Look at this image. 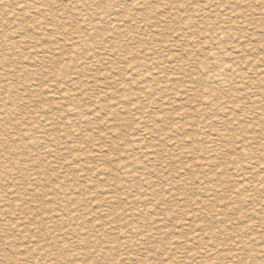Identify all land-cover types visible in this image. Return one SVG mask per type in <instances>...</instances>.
<instances>
[{"label":"rangeland","instance_id":"374dc122","mask_svg":"<svg viewBox=\"0 0 264 264\" xmlns=\"http://www.w3.org/2000/svg\"><path fill=\"white\" fill-rule=\"evenodd\" d=\"M86 2L88 0L78 4L81 15L75 11L76 14H71L66 5L53 8L55 18L80 23L86 15L95 17L103 9L92 4L84 16L83 4ZM110 6L118 12L119 26L116 23L75 26L86 32L84 35L92 34L94 39L91 38L90 42L95 39L100 43L105 41V44L101 43L105 47L103 55L98 59L84 56L81 51L70 53L67 50L66 53V48H63L66 43H62L64 46L60 48L53 38L44 36L33 29V24L26 22L19 30L17 27L13 30L15 43L11 48L8 44L0 47V264H264V188L256 192L251 204L238 199L231 202L228 197L234 190L221 182L215 189L216 183L209 179L213 173L209 174L207 169L201 170L198 166L201 153L207 152L212 144L219 148L218 158L222 162L230 157L239 161L238 154L234 153L239 145L235 144V137L242 133L248 135L245 137L248 150L264 148V133H259V128L264 126L256 109L242 108L243 112L238 113L239 120H231L236 111L232 112L233 115L222 113L206 100L208 95L204 97L208 94L206 85L212 89L220 88V78L236 79L240 76L236 70L228 75L222 74L217 66L227 52H233L231 57L242 56L238 51V46L242 44L239 41H244L247 35V44L243 42L242 45L246 47V52L250 51L247 52L248 57L264 59V0H119ZM115 14L113 12L111 16ZM255 22H260V26L254 25ZM111 25H116L117 30H112ZM120 34L132 39L123 44ZM111 41L115 42L112 44ZM123 49L126 53H122ZM122 56L125 61L130 58L127 61L130 66H136L131 68L132 71L124 72L127 62L121 63L119 58ZM57 62H60L59 65ZM260 67L264 69V61L255 64V67L249 65L242 68V71L252 74L253 69ZM214 74L218 76L213 78ZM103 78L108 82L101 81ZM33 85L35 88L41 86L40 92L39 88L38 92H32ZM258 87L264 90V86ZM251 92L257 94L255 87ZM123 93L126 99L124 95L120 98ZM115 96L120 102L115 101ZM228 100L236 101L235 98H228L226 102ZM262 103L256 106L260 107ZM59 106L66 107L63 110ZM74 106L78 108V114L73 116L67 110ZM262 113L264 115V111ZM54 121L56 124L52 123ZM141 125L144 129H140ZM138 144L145 145L152 155H158L146 157L144 149ZM129 159L133 163L138 159L136 165L131 164ZM190 161L197 164L198 168L194 169L198 171L195 169V173L181 169V166L188 167ZM80 167L85 170L84 174L77 170ZM229 171L226 169V181L233 175ZM131 173L142 174L147 183L139 184L137 179L131 181L134 176ZM125 175L127 182L123 180ZM82 179L85 182L81 183ZM132 182L133 185L130 184ZM147 188L153 189L152 192ZM153 192H158L159 196H154ZM157 196L161 201L153 200ZM196 199H203L202 202L211 206L212 210L209 208L210 211L206 212L194 207L193 200ZM236 206L241 211L232 215L229 209ZM252 209L260 214H252ZM216 210L218 213L223 211L228 221L223 223L222 215L218 216ZM200 214H203L202 217ZM195 225H203L204 231L198 237ZM249 227L253 229L247 230ZM223 228L235 235L220 236ZM241 228H244L242 233L238 232ZM209 237H213V241ZM207 243L212 245L210 249H214L208 256L196 254L195 261L189 258Z\"/></svg>","mask_w":264,"mask_h":264},{"label":"bare ground","instance_id":"6f19581e","mask_svg":"<svg viewBox=\"0 0 264 264\" xmlns=\"http://www.w3.org/2000/svg\"><path fill=\"white\" fill-rule=\"evenodd\" d=\"M48 1H51L50 2V4H47L46 2H48ZM119 0H113V1H111V0H88V2H86L85 4H83V9H84V12H83V14L82 15H84L85 16V12L87 11V9L89 8V6L91 5L92 6V4L94 5V4H96V5H98V6H100V8H101V6L103 7V9L101 8V10L99 11V12H97L96 14H95V17H92V15H91V17H89V16H87L86 15V17H83V19L80 21V23H78V21H70V22H68V21H61V20H58V19H56L55 18V15H54V13H53V10L57 7H61V5H66L68 8H69V10H70V12H71V14H76V13H74V11L75 12H77V15H81V14H79V12H81L82 10H80L79 9V6H78V4L79 3H81V2H83V0H0V47H3L4 48V46H6L5 44H8L10 47L9 48H11L13 45H14V43H15V39H14V34H15V32L13 31L16 27H17V30H19L20 28H22V26H23V22H26V23H28V24H33V29H37V31L38 32H42V34H44V36H46V37H50V38H53V42L56 44V45H58V46H61L60 48H62L63 46H62V43H66L67 44V46L66 47H63V48H66V49H64L65 50V52L66 53H68L67 52V50H69V52L70 53H72V51H75L76 53H78V52H80L81 51V53H83L84 54V56H86V55H88V57L89 58H97L98 56L100 57V56H102L103 55V51H104V48L105 47H103V45L101 44V43H104L105 44V41L104 42H101L100 43V40H98L99 42H96L97 41V39H95L94 41H92V42H90L91 40V38H93V37H91V35L92 34H90V33H88L89 35H84L86 32H84V31H80L81 30V28H75V26H77V25H79L80 24V26L79 27H91L92 26V24L91 23H94V25H102V23L103 24H105L106 25V23H109V24H114V23H118V20H117V13L118 12H116V11H113L114 9L110 6V4L112 3V4H114L115 5V3H117ZM66 2V3H65ZM109 2V3H108ZM125 2H126V0H125ZM72 4H74V5H72ZM77 4V5H76ZM82 4V3H81ZM51 5V6H50ZM55 7H54V6ZM81 7H82V5H80ZM88 6V7H87ZM97 6V7H98ZM117 6V5H116ZM115 6V7H116ZM114 7V8H115ZM54 8V9H53ZM181 8V7H180ZM90 11V10H89ZM115 12L116 14L114 15V16H111L112 14H113V12ZM117 17V18H116ZM127 16H124V18H126ZM129 17V16H128ZM127 17V18H128ZM110 18V19H109ZM238 18V17H237ZM240 18V17H239ZM119 19V18H118ZM121 19V18H120ZM110 20H111V22H110ZM124 20V19H123ZM122 21V20H121ZM119 22H120V20H119ZM241 22V21H240ZM239 22V23H240ZM245 22V21H244ZM127 23V22H126ZM121 24V23H120ZM260 24V22H255L254 23V25H256V26H260L259 25ZM7 25V26H6ZM27 25V24H26ZM108 25V24H107ZM118 25V24H117ZM124 25V24H123ZM109 26V25H108ZM119 26V25H118ZM255 26V27H256ZM97 27V26H96ZM111 27V29L112 30H117V27H116V25H115V27H112V25L110 26ZM146 27V26H145ZM120 29V28H119ZM228 29L230 30L231 29V27H228ZM254 29H256V28H254ZM235 30V29H234ZM237 30V29H236ZM23 31V30H22ZM24 32V31H23ZM23 32H21V33H23ZM81 32H83V33H81ZM90 32V31H89ZM130 32V31H129ZM231 32H232V30H231ZM18 34V33H17ZM16 34V35H17ZM83 34V35H82ZM229 34H230V32H229ZM19 35L21 36V34L19 33ZM108 35V34H107ZM258 35V34H257ZM120 36V40H121V37H123V36H121V34L119 35ZM17 37V36H16ZM110 37V39H111V36H109ZM240 37H242L243 38V36H240ZM20 38V37H19ZM105 38V37H104ZM246 39H244V41H242V40H240L239 42H241L242 44H243V42H247V39H248V35H247V37H245ZM16 39H18V37L16 38ZM94 39V38H93ZM103 39V38H102ZM107 39V38H106ZM132 39V38H131ZM129 37H127V36H125V37H123V39H122V43L124 44H127V42L129 43V40H131ZM108 40V39H107ZM106 40V41H107ZM116 41V40H115ZM115 41H113V42H115ZM112 42V41H111ZM113 42H112V44H113ZM118 42V41H117ZM36 43V42H35ZM121 43V42H120ZM244 43V44H245ZM221 45L222 43H218V45ZM241 44V46H238L240 49L238 50L239 51V53L242 55L240 58L239 57H231V55H234L233 54V52H232V54H230L231 53V51H230V53L229 52H227V54L226 55H223L222 56V60H221V63L220 64H218V66H217V69H221L220 70V73H222V74H229V73H232L234 70H236V71H238L239 73H240V76L238 77V78H236V79H234L232 76V78L233 79H224V78H218L219 80H220V84H221V86H220V88H214V89H212V87H209L208 85H206L205 86V88H206V92L208 93V94H206L205 95V93H204V97L206 98V96L208 95V97H207V101H209V103L212 105V106H217L218 107V109L220 110V111H222V113L223 112H226V113H230V115H233L232 114V112L234 113V111H236L237 113H236V115H233V118H231V120H239V118H238V113H242L243 112V110H242V108H245V107H252L253 109V111H254V109H256V113L257 114H259V115H261V123H262V125L264 126V115H263V111H264V92H262V91H264V90H262L261 88V90L259 89V87L258 86H264V69L262 68V67H260V68H255V69H253V71L252 70H250V71H252V74H248V73H245L244 71H242L243 69L242 68H245V67H247V66H251V65H253L254 67H255V64H257V63H262L263 61H264V59L262 58V57H258V58H256V59H252V58H250V57H248V54H247V52H250V51H248L247 50V52H246V47L245 46H243ZM247 44V43H246ZM245 44V45H246ZM52 45V44H51ZM119 45V44H118ZM215 45H216V43H215ZM217 45V46H218ZM105 46V45H104ZM109 46V45H108ZM114 46H116V45H114ZM221 46H223V45H221ZM53 47V46H52ZM113 47V46H112ZM121 47V46H120ZM234 47V46H233ZM237 47V48H238ZM57 48V47H56ZM56 48H54L55 50H56ZM237 48H236V50H237ZM7 49V48H6ZM27 49V48H26ZM59 49V48H58ZM108 49V48H107ZM109 49H111V48H109ZM114 49V48H113ZM125 49V48H124ZM124 49H123V51H122V53L123 52H125L124 51ZM127 49V48H126ZM9 50H11V49H9ZM42 49H40V51H41ZM83 50H85V51H83ZM106 50V49H105ZM222 50H223V48H222ZM236 50H234L233 49V51H236ZM7 51V50H6ZM43 51V50H42ZM47 51H49V50H47ZM52 51V50H51ZM57 51V50H56ZM59 51V50H58ZM60 51H62V50H60ZM87 51V52H86ZM112 51V50H111ZM220 51H221V49H220ZM2 52H3V50H2ZM27 52V51H26ZM44 52V51H43ZM43 52H40V53H43ZM65 52H64V54H65ZM113 52H114V50H113ZM117 52V51H116ZM115 52V53H116ZM219 52V51H218ZM48 53V52H47ZM58 53V52H57ZM61 53V52H60ZM63 53V52H62ZM76 53H74L75 55H76ZM80 53V54H81ZM108 53V52H107ZM119 52H117V54H118ZM126 53V52H125ZM125 53L123 54V55H125ZM128 53V52H127ZM229 53V54H228ZM236 53V52H235ZM238 53V52H237ZM50 54H52L51 52H50ZM49 54V55H50ZM63 54V55H64ZM89 54H91V55H89ZM120 54V53H119ZM205 54V53H204ZM40 55V54H39ZM44 55H45V53H44ZM43 55V56H44ZM62 55V56H63ZM73 55V54H72ZM104 55H105V53H104ZM122 55V54H121ZM8 56V55H7ZM43 56H41L42 58H43ZM66 56V55H65ZM70 56H71V54L69 55V58H70ZM74 56V55H73ZM126 56V55H125ZM235 56H236V54H235ZM47 57V56H46ZM49 57V56H48ZM58 57V56H57ZM77 57V56H76ZM105 57H106V55H105ZM119 56H117V58H118ZM128 57V56H127ZM127 57H125L126 58V60H127ZM189 57V56H188ZM2 58V55H0V59ZM52 58H54V56L52 57ZM64 58V57H63ZM62 58V59H63ZM69 58H68V60H69ZM75 58V57H74ZM80 58V57H79ZM107 58V57H106ZM105 58V59H106ZM110 58V57H109ZM109 58H108V60H109ZM121 58V57H120ZM119 58V60H121V63H123V62H127V61H125L124 60V58H123V56H122V58L120 59ZM236 58H238V59H236ZM46 59V58H45ZM56 59V58H55ZM60 59V58H59ZM65 59V58H64ZM88 59V58H87ZM86 59V60H87ZM98 59V58H97ZM113 59V58H112ZM39 60H41V59H39ZM75 60V59H74ZM74 60H72V62L74 61ZM78 60V59H77ZM81 60V59H80ZM94 60V59H93ZM100 60V59H99ZM107 60V59H106ZM234 60H236V61H234ZM54 61V60H53ZM56 61V60H55ZM63 61V60H62ZM67 61V60H66ZM71 61V60H70ZM89 61V60H88ZM96 61V60H95ZM101 61H103V60H101ZM116 61V60H115ZM123 61V62H122ZM234 61V62H233ZM4 63H5V59H4V61H3ZM50 62H52V59L50 60ZM64 62V61H63ZM75 62V61H74ZM73 62V63H74ZM78 62V61H77ZM81 62V61H80ZM83 62H86L85 60H83ZM105 62V61H104ZM13 63V62H12ZM42 63H43V61H42ZM53 63V62H52ZM55 63V62H54ZM58 63V65H59V63L60 62H57ZM62 63V62H61ZM65 63V62H64ZM91 63V62H90ZM96 63H98V62H95V64ZM120 63V62H119ZM167 63V62H166ZM66 64V63H65ZM94 64V65H95ZM99 64H101L100 62H99ZM130 63H128L127 62V64H126V66H125V68H124V72H126V70H128V71H132V69L131 68H135L136 66H130L129 65ZM42 65V64H41ZM72 65V64H71ZM74 65V64H73ZM79 65V64H78ZM81 65V64H80ZM79 65V67L81 68V66ZM86 65V64H85ZM104 65V64H103ZM108 65V64H107ZM3 66V65H2ZM6 66V65H5ZM82 66H84V64L82 63ZM99 66V65H98ZM102 66V65H101ZM121 66V65H120ZM260 66V65H259ZM59 67V66H58ZM72 67V66H71ZM70 67V68H71ZM87 67V66H86ZM91 67V66H90ZM104 67V66H103ZM122 67V66H121ZM76 68H77V66H76ZM85 68V67H84ZM95 68V67H94ZM101 69H102V67H100ZM34 69V68H33ZM63 69H64V67H63ZM63 69H61V70H63ZM98 69H99V67H98ZM97 69V70H98ZM110 69V68H109ZM60 70V71H61ZM65 70V69H64ZM67 70H68V68H67ZM70 70V69H69ZM103 70V69H102ZM37 71V70H36ZM78 71V70H77ZM88 71V70H87ZM112 71H113V69H112ZM217 71V70H216ZM29 72H30V70H29ZM72 72H73V70H72ZM79 72V71H78ZM109 72V71H108ZM107 72V73H108ZM123 72V71H122ZM124 72H123V76L125 77L126 75L124 74ZM142 72V71H141ZM200 72V71H199ZM249 72V71H248ZM34 73V72H33ZM39 73V72H38ZM41 73V72H40ZM65 73V72H64ZM67 73V72H66ZM71 73V72H70ZM95 73H97V72H95ZM99 73V72H98ZM106 73V74H107ZM113 73V72H112ZM134 73V72H133ZM219 73V72H218ZM219 73V74H220ZM249 73H251V72H249ZM47 74V73H46ZM84 74V73H83ZM103 74V73H102ZM105 74V73H104ZM103 74V75H104ZM115 74V73H114ZM114 74H113V76H114ZM116 74H118V72L116 73ZM115 74V75H116ZM128 74H129V72H128ZM236 74V73H235ZM246 74H248V75H250V76H248V75H246ZM31 75V74H30ZM35 75V74H34ZM62 75H63V73H62ZM61 75V76H62ZM71 75V74H70ZM78 75V74H77ZM92 75H94V76H96V74H92ZM110 75V74H109ZM121 75H122V73H121ZM130 75H132V74H130ZM221 75V74H220ZM231 75V74H230ZM59 76V75H58ZM65 76V75H64ZM117 76V75H116ZM120 76V75H119ZM215 76H218V75H216V74H214L213 75V78L215 77ZM222 76V75H221ZM235 76H237V75H235ZM42 77V76H41ZM69 77V76H68ZM79 77V76H78ZM77 77V78H78ZM92 77V76H91ZM99 77H101V75L99 76ZM103 77V76H102ZM101 77V78H102ZM107 77L109 78V77H111V76H108L107 75ZM127 77H129V75L127 76ZM132 77V76H131ZM130 77V78H131ZM223 77H225V76H223ZM227 77V76H226ZM75 78V77H74ZM107 78V79H108ZM112 78V77H111ZM114 78H116V77H114ZM113 78V79H114ZM119 78V77H118ZM126 78V77H125ZM125 78H124V80H125ZM217 78V77H216ZM60 79V77L58 78V81H60L59 80ZM68 79V78H67ZM66 79V80H67ZM71 79H72V75H71ZM92 79H94V78H92ZM129 79V78H128ZM97 80V79H96ZM95 80V81H96ZM102 80H104V81H106L104 78L103 79H101V81ZM109 80H112V79H109ZM121 80H123V79H121ZM123 80V82L125 83V81ZM139 80H140V78H139ZM141 80H142V78H141ZM149 80V79H148ZM232 80H234V81H232ZM61 81H62V79H61ZM68 81V80H67ZM74 81V80H73ZM89 81H90V78H89ZM92 81V80H91ZM90 81V82H91ZM94 81V82H95ZM5 82V81H4ZM72 81H70V83H71ZM97 82H99V81H97ZM97 82H95V83H97ZM106 82H108V81H106ZM119 82L120 81H118V84H119ZM201 82V81H200ZM64 84H65V82H63ZM68 83V82H67ZM117 83V82H116ZM168 83V82H167ZM17 84V83H16ZM63 84V85H64ZM109 84V83H108ZM122 85H124V84H122ZM253 85V86H252ZM258 85V86H257ZM95 86V85H94ZM211 86V85H210ZM218 86V85H217ZM40 87L41 86H38V88H39V92H40ZM201 87H203V86H201ZM255 87V91L257 92V94L256 93H252L251 91H252V89ZM1 88V87H0ZM27 88V87H26ZM38 88H35L34 87V85H33V88H32V92H38ZM64 88V87H63ZM89 88V87H88ZM123 88V87H122ZM125 88V87H124ZM204 88V89H205ZM236 88H239L240 89V91H235L236 90ZM59 89V88H58ZM57 89V90H58ZM264 89V88H263ZM202 90V89H201ZM238 90V89H237ZM10 91V90H9ZM49 91V90H48ZM124 91V90H123ZM205 90H203V92H204ZM259 91H261L260 93H258ZM51 92V91H50ZM61 92V91H60ZM121 93V92H120ZM200 93V92H199ZM251 93V94H250ZM25 94V93H24ZM253 94V95H252ZM256 94V95H255ZM120 95H122L120 98H123V95L125 96V94L123 93V94H120ZM197 95V94H196ZM200 95H202V94H200ZM58 96V95H57ZM132 97H135L134 95H131ZM138 96V95H137ZM203 96V95H202ZM55 97V96H54ZM60 97V96H59ZM71 97V96H70ZM69 97V98H70ZM97 97V96H96ZM116 97L117 96H115V101H119V99H117L116 100ZM126 97L127 96H125V99H126ZM132 97H131V99H132ZM76 98V97H75ZM74 98V99H75ZM94 98V97H93ZM137 98V97H136ZM140 98V97H139ZM196 98V97H195ZM236 99V101H233V100H228L227 102H226V100L227 99ZM114 99V98H113ZM55 100V99H54ZM58 100H60V99H58ZM64 100H66L65 98H64ZM64 100H63V102H64ZM77 100V99H76ZM121 100V99H120ZM34 101V100H33ZM32 101V102H33ZM56 101V100H55ZM73 101V100H72ZM127 101V100H126ZM129 101H130V99H129ZM129 101H128V103H129ZM199 101V100H198ZM234 103H233V102ZM263 102L262 103V106H260V107H257L256 105L259 103V102ZM3 102V101H2ZM10 102V101H9ZM62 102V101H61ZM66 102H67V100H66ZM71 102V101H70ZM74 102V101H73ZM120 102V101H119ZM119 102H118V104H119ZM122 102H123V99H122ZM77 103H79V102H76V104ZM112 103H114V101H112ZM138 103V102H137ZM137 103H134V104H137ZM64 104V103H63ZM62 104V105H63ZM74 104H75V102H74ZM115 104V103H114ZM244 104H246L247 106H244ZM58 105H60V104H58ZM112 106V105H111ZM126 106V105H125ZM138 106V105H137ZM60 107V106H59ZM66 106H64V108H65ZM76 106H74V108H72V109H68L67 110V113H70V114H73V116L74 115H77L78 114V108H75ZM12 108H14V106L12 107ZM40 108H41V106H40ZM63 107L61 106L60 107V109H62ZM64 108H63V110H64ZM71 108V107H70ZM88 108V107H87ZM86 108V109H87ZM109 108V107H108ZM137 108H139V107H137ZM15 109V108H14ZM17 109V108H16ZM81 109H84V108H81ZM113 109V108H112ZM246 109V108H245ZM3 110V109H2ZM43 110V109H42ZM44 110H45V108H44ZM88 110H90V109H88ZM109 110V109H108ZM114 110V109H113ZM250 110V109H249ZM16 111V110H15ZM84 111V110H83ZM122 111V110H121ZM13 112H14V110H13ZM12 112V113H13ZM45 112V111H44ZM43 111H42V113H44ZM250 112V111H249ZM252 112V111H251ZM47 113V112H46ZM79 113H80V110H79ZM110 113V112H109ZM245 113V112H244ZM248 113V112H247ZM254 113V112H253ZM10 114V113H9ZM14 114V113H13ZM82 114V113H81ZM112 114V113H111ZM138 114V113H137ZM148 114V113H147ZM41 115V114H40ZM39 115V116H40ZM49 115V114H48ZM63 115V114H62ZM61 115V116H62ZM68 115V114H67ZM90 115V114H89ZM91 115H93V113H91ZM95 115V114H94ZM113 115V114H112ZM134 115V114H133ZM254 115H256L255 113H254ZM253 115V116H254ZM42 116V115H41ZM44 116H46V114L44 115ZM79 116V115H78ZM77 116V117H78ZM82 116V115H81ZM87 116V115H86ZM96 116V115H95ZM142 116V115H141ZM248 116H249V114H248ZM50 117V116H49ZM48 117V118H49ZM65 117H68V118H70L71 117V115H70V117L69 116H65ZM85 117V116H84ZM90 117V116H89ZM97 117V116H96ZM113 117V116H112ZM140 117V116H139ZM143 117V116H142ZM142 117H140V118H142ZM247 117V116H246ZM258 117V116H257ZM12 118V117H11ZM39 118V117H38ZM52 118V117H51ZM57 118V117H56ZM60 118V117H59ZM58 118V119H59ZM75 118V117H74ZM73 118V119H74ZM92 118V117H91ZM90 118V119H91ZM116 118V117H115ZM243 118V117H242ZM40 119H41V117H40ZM45 119V118H44ZM54 119V118H53ZM97 119V118H96ZM143 119V118H142ZM165 119V118H164ZM254 120L256 119V118H253ZM252 119V121H254ZM27 120V119H26ZM33 120V119H32ZM32 120H30L31 121V123H32ZM43 120V118L41 119V121ZM50 120V119H49ZM60 120H63L62 118L60 119ZM80 120H81V118H80ZM79 120V121H80ZM84 120V119H83ZM88 121H89V119H87ZM92 121H93V118L91 119ZM99 120V119H98ZM144 120V119H143ZM142 120V121H143ZM180 120V119H179ZM246 120V119H245ZM244 120V121H245ZM251 120V119H250ZM257 120V119H256ZM51 121H52V119H51ZM51 121H49V122H47V123H50ZM87 121V122H88ZM91 121V122H92ZM140 121H141V119H140ZM247 121V120H246ZM37 122H38V120H37ZM43 123L45 122V121H42ZM60 122H62V121H60ZM77 122V121H76ZM95 122V121H94ZM243 122V121H242ZM242 122H240V123H242ZM257 122V121H256ZM42 123V124H43ZM46 123V122H45ZM53 124L55 123V121L54 122H52ZM229 123V122H228ZM254 123H255V121H254ZM33 124V123H32ZM39 124V123H38ZM52 124V125H53ZM56 124V123H55ZM58 124H59V122H58ZM57 124V125H58ZM62 124V123H61ZM74 124V123H73ZM85 124V123H84ZM83 124V125H84ZM88 124V123H87ZM91 124V123H90ZM230 124V123H229ZM248 124V123H247ZM44 125V124H43ZM82 125V124H81ZM82 125V126H83ZM95 125H96V123H95ZM262 125H261V127H262ZM17 126V124L15 125V127ZM21 126V125H20ZM25 126V125H24ZM85 126L87 127L88 125H86L85 124ZM93 126V124L91 125V127ZM226 126V125H225ZM254 126V125H253ZM21 127H23V126H21ZM32 127H34V126H32ZM38 127H39V125H38ZM73 128H75L74 126H72ZM81 127V126H80ZM139 127V126H138ZM145 127V126H144ZM224 127V126H223ZM239 127V126H238ZM258 127H259V125H258ZM2 128V127H1ZM43 128H44V126H43ZM77 128H79V127H77ZM84 128V127H83ZM141 128H143L142 127V125H141V127H140V129ZM225 128H227V127H225ZM15 129H17V128H15ZM41 129V128H40ZM39 129V130H40ZM45 129V128H44ZM43 129V130H44ZM52 129V128H51ZM144 129V128H143ZM142 129V130H143ZM191 129V128H190ZM234 129V128H233ZM258 129V128H257ZM260 130V132L259 133H264V128H259ZM42 130V131H43ZM48 130V129H47ZM163 130V129H162ZM240 130V129H239ZM245 130V129H244ZM250 130H251V128H250ZM3 131V130H2ZM1 131V132H2ZM41 131V132H42ZM62 131H64V130H62ZM78 131V130H77ZM80 131V130H79ZM87 131V130H86ZM141 131V130H140ZM144 131V130H143ZM145 131H147V128H146V130ZM254 131V130H253ZM50 132H52V130L50 131ZM89 132V131H88ZM180 132V131H179ZM15 133H18V132H15ZM29 133V132H28ZM30 133H31V130H30ZM43 133V132H42ZM54 133V132H53ZM77 133V132H76ZM142 133V132H141ZM146 133V132H145ZM144 133V134H145ZM218 133H220V132H218ZM229 133V132H228ZM249 133V132H248ZM20 134V133H19ZM40 134V133H39ZM46 134V133H45ZM49 134V133H48ZM79 134V133H78ZM92 134V133H91ZM136 134H137V132H136ZM207 134V133H206ZM215 134V133H214ZM223 135H224V133H222ZM229 134H231V133H229ZM255 134V133H254ZM16 135V134H15ZM23 135V134H22ZM30 135V134H29ZM33 135H35V134H33ZM37 135V134H36ZM44 135V134H43ZM47 135V134H46ZM50 135H52V134H50ZM66 135V134H65ZM88 135V134H87ZM142 135V134H141ZM140 135V136H141ZM225 135H226V133H225ZM260 135V134H259ZM259 135H258V137H259ZM55 136H57V135H55ZM64 136V135H63ZM68 136H70V135H68ZM132 136V135H131ZM145 136V135H144ZM230 136V135H229ZM232 136V135H231ZM248 136V135H247ZM246 135H244L243 133H242V135H240V136H238V137H235V140H236V142L237 143H235L236 145L237 144H239V145H237V151H234V150H232V151H234V153L235 154H238L237 156V159L239 160V161H237V160H235L234 158H232V157H230V158H227L226 159V161H225V159H224V161L222 162V160H220V158H218V150H219V148L217 147L216 148V146L217 145H215V144H212L211 146H209L208 147V149H207V152H202L201 153V158L202 159H200V162L198 163L199 165L198 166H200V169L201 170H206L207 169V171L209 172V174H212V176H213V178L215 177V179H214V181H213V178H211V177H209V179H210V181L211 182H213V184L214 183H216V187H215V189L220 185L219 183L221 182V183H223L224 184V186L225 187H228L229 189L230 188H232L234 191H231V193H230V195H229V197H228V199L231 201V202H236V200L237 201H240V202H243V203H252L253 201H254V197H255V194H256V192H261L262 190H263V188H264V148L262 149V148H253V150H248L247 149V144L245 145V143L247 142L248 143V140H246L247 138H245V137H247ZM253 136V135H252ZM45 137H47V136H45ZM52 137H53V135H52ZM61 137V136H60ZM65 137V136H64ZM67 137V136H66ZM72 137V136H71ZM71 137H69L70 139H71ZM220 137H221V135H220ZM225 137V136H224ZM263 138H264V136H262ZM27 138V137H26ZM57 138H59V136H57ZM141 138V137H140ZM232 138V137H231ZM35 139H36V137H35ZM56 139V138H55ZM60 139V138H59ZM61 139H62V137H61ZM60 139V140H61ZM68 139V137L66 138V140ZM137 139V138H136ZM230 139V138H229ZM250 139V138H249ZM254 139V138H253ZM51 140V139H50ZM54 139H52L51 141H53ZM65 140V139H64ZM140 140V139H139ZM234 140V139H233ZM56 141V140H55ZM69 141V140H68ZM141 141V140H140ZM250 141V140H249ZM136 142V141H135ZM135 142H134V146H136L135 145ZM139 142V141H138ZM138 142H136V143H138ZM142 142V141H141ZM133 143V142H132ZM140 143V142H139ZM226 143H228V141L226 142ZM219 144H220V142H219ZM223 144H224V142H223ZM131 145H133V144H131ZM139 145V144H138ZM141 145V144H140ZM139 145V146H140ZM138 146V147H139ZM145 146V145H144ZM142 147V146H140L142 149H144V151H141V152H144L143 154L146 156V157H151V158H153L152 156H154V157H156L158 154H155V152H153V154H155V155H152V153L150 152V151H148L147 150V147L145 146V147ZM221 146V145H220ZM223 146V145H222ZM231 146V145H230ZM232 146H233V144H232ZM235 146V145H234ZM139 147V148H140ZM224 147V146H223ZM226 147V146H225ZM35 148V147H34ZM137 148V147H136ZM140 148V149H141ZM138 149V148H137ZM221 149H224V148H221ZM131 151H132V147H131ZM189 151H192V150H189ZM188 151V152H189ZM222 151V150H221ZM251 151V152H250ZM51 152V151H50ZM141 152H140V154H141ZM102 153V152H101ZM100 153V154H101ZM219 153H221L220 151H219ZM19 154V153H18ZM129 154V153H128ZM65 156V155H64ZM84 156V155H83ZM88 156V155H87ZM125 156V155H124ZM199 156H200V154H199ZM79 157V156H78ZM94 157V156H93ZM96 157H97V155H96ZM101 157V156H100ZM126 157H128V155L126 156ZM125 157V158H126ZM142 157V156H141ZM140 157V158H141ZM221 157H223V156H221ZM103 158V157H102ZM118 158H119V156H118ZM130 158V157H129ZM145 158V157H144ZM159 158H160V155H159ZM224 158V157H223ZM226 158V157H225ZM7 159V158H6ZM76 159H78V158H76ZM81 159H83V158H81ZM80 159V160H81ZM85 159H86V157H85ZM101 159V158H100ZM99 159V160H100ZM107 160H108V157L106 158ZM111 159V158H110ZM158 159V158H157ZM156 159V160H157ZM189 159H192V157H189ZM3 161H4V159H2ZM79 160V159H78ZM77 160V161H78ZM97 160V159H96ZM124 160V159H123ZM126 160V159H125ZM125 160H124V162H125ZM131 162H132V159H129ZM128 160V161H129ZM138 160V159H137ZM137 160H136V163H137ZM245 161V160H248V161H245V162H242V161ZM74 161V160H73ZM84 161V160H83ZM127 161V160H126ZM5 162V161H4ZM86 162H87V160H86ZM123 162V161H122ZM123 162V163H124ZM140 162V161H139ZM85 163V162H84ZM105 163V162H104ZM136 163H131V164H134V165H136ZM146 163V162H145ZM74 164V163H73ZM86 164V163H85ZM107 164V163H106ZM127 164V163H126ZM140 164V163H139ZM139 164H137V167H139L138 165ZM186 164V163H185ZM119 165V164H118ZM122 165V164H121ZM134 165H131V166H134ZM149 165H151V162L149 163ZM197 165V164H196ZM195 165V163L193 162V161H190L189 162V164L187 165L188 167H183V166H181V169H185V170H189V171H192L193 173H195V169H194V167H197ZM117 166V165H116ZM146 166H148V163L146 164ZM118 167V166H117ZM149 167H151V166H149ZM120 168V167H119ZM125 168V167H124ZM143 168V167H142ZM180 168V167H179ZM198 168V167H197ZM113 169H115V170H117V168H113ZM126 169V168H125ZM129 169H132V168H129ZM134 170L136 169V168H133ZM132 169V170H133ZM140 169V168H139ZM138 169V170H139ZM144 169V168H143ZM147 169V168H146ZM150 169V168H149ZM153 168H151L150 170H152ZM226 169H230L231 171H229V173L230 172H232V174L233 175H230L229 177H228V181H226V179H225V173H226ZM77 170H81V171H83L82 169H81V167H80V169L78 168ZM76 170V171H77ZM88 170V169H87ZM101 170V169H100ZM103 170V169H102ZM114 170V171H115ZM127 170V169H126ZM133 170V171H134ZM197 170V169H196ZM211 170V171H210ZM85 171V170H84ZM84 171H83V174H84ZM128 171V170H127ZM182 171V170H181ZM198 171V170H197ZM207 171H205V172H207ZM80 172V171H79ZM100 172V171H99ZM120 172V171H119ZM118 172V173H119ZM126 171L124 170V172L123 173H125ZM151 172V171H150ZM153 172V171H152ZM138 173H142V172H139L138 171ZM137 173V174H138ZM143 173H145V171L143 172ZM156 173V172H155ZM190 173V172H189ZM198 173H200V172H198ZM89 174V173H88ZM98 174V173H97ZM96 174V175H97ZM127 174V173H126ZM129 174V173H128ZM132 174V173H131ZM130 174V175H131ZM151 174V173H150ZM192 174V173H191ZM202 174H206V173H201V175ZM81 175V174H80ZM79 175V176H80ZM89 175H91V174H89ZM120 175H121V173H120ZM132 175H134V176H132V179H131V181L133 180V179H137L138 180V182H139V184H145V183H147V179H146V177L144 178L143 176H142V174H141V176H137V175H135V174H132ZM200 175V174H199ZM84 175H81L80 177L82 178ZM94 176V175H93ZM126 176L127 175H125V177H123L124 179L123 180H125L126 179ZM129 176V175H128ZM153 176V175H152ZM198 176V175H197ZM208 176V175H207ZM3 177V176H2ZM131 177V176H130ZM161 177H163V176H161ZM202 177V176H201ZM84 178V177H83ZM85 178H87L86 176H85ZM89 178H90V176H89ZM121 178V177H120ZM154 178V176L152 177V179ZM155 178H157V177H155ZM159 178V177H158ZM150 179H151V177H150ZM149 179V180H150ZM151 179V180H152ZM168 179V178H167ZM195 179H196V177H195ZM199 179V178H198ZM202 179V178H201ZM206 179V178H205ZM208 179V180H209ZM89 180V179H88ZM87 180V181H88ZM121 180H122V178H121ZM127 180H129V177H128V179ZM160 180V179H159ZM207 180V181H208ZM42 181V180H41ZM126 181V180H125ZM125 181H123L124 183H125ZM130 181V182H131ZM155 181V180H154ZM161 181V180H160ZM164 181V180H163ZM197 181V180H196ZM200 181V180H199ZM199 181H198V184H199ZM202 181V180H201ZM83 182H85V180H83L82 179V181H81V183H83ZM127 182V181H126ZM158 182V181H157ZM167 182V181H166ZM227 182V183H226ZM197 183V182H196ZM203 183V182H202ZM209 182H207V184H208ZM129 183H127V185H128ZM130 184H134L133 182L132 183H130ZM129 184V185H130ZM138 183L136 182V184L134 185L135 187H136V185H137ZM150 184V183H149ZM161 184V183H160ZM165 184V183H164ZM168 184V183H167ZM170 184H172V183H170ZM169 184V185H170ZM200 184H201V182H200ZM205 184V183H204ZM83 185V184H82ZM153 185V184H152ZM202 185V184H201ZM209 185V184H208ZM43 186V185H42ZM125 186H126V184H125ZM131 186V185H130ZM130 186H127V187H130ZM138 186H140V185H138ZM146 186V185H145ZM148 187V186H147ZM149 187L151 188V186L149 185ZM148 187V188H149ZM172 187V186H171ZM212 187H214V186H212ZM126 188V187H125ZM132 188V187H131ZM141 188V187H140ZM147 188V189H148ZM209 188H211V187H209ZM48 189V188H47ZM46 189V190H47ZM127 189H129V188H127ZM214 189V188H213ZM212 189V190H213ZM42 190V189H41ZM133 190V189H132ZM138 190V189H137ZM143 191H144V189H142ZM151 190V192H152V190L153 189H150ZM149 189H148V191H150ZM210 190V189H209ZM231 190V189H230ZM50 191V190H49ZM130 191V190H129ZM140 191V190H139ZM142 191V192H143ZM147 191V192H148ZM202 191H203V189H202ZM206 191V190H205ZM204 191V192H205ZM216 191H218V190H216ZM138 192V191H137ZM209 192V191H208ZM139 193H141V192H139ZM137 194V193H135V194H137V195H139L140 196V194ZM145 193V192H144ZM154 193V196H156L157 194H158V192H157V194H155V192H153ZM264 193V192H263ZM146 194V193H145ZM148 195H151L152 193H147ZM61 195H63V197H65V194L62 192V194ZM144 195V194H143ZM201 195V194H200ZM147 196V195H146ZM158 196H159V194H158ZM158 196L156 197V198H154L153 200H155V199H157L156 200V202H159V201H161V200H159L158 199ZM98 197V196H97ZM141 197V196H140ZM148 197V196H147ZM54 198V197H53ZM69 198V197H68ZM127 199V198H126ZM141 199H143V198H141ZM149 199H151V197H149ZM161 199V198H160ZM122 200H124V199H122ZM144 200V199H143ZM225 200H227V199H225ZM228 200V201H229ZM233 200V201H232ZM105 201V200H104ZM139 201H141L140 199H139ZM145 201V200H144ZM202 201H204L203 199H202ZM202 201H197V199L194 201L193 200V202H195V203H193V206L194 207H196L197 209H199V210H204V211H210V207L209 206H207L206 204L207 203H204V202H202ZM110 202V201H109ZM200 202V203H199ZM209 205V204H208ZM225 206H226V204H225ZM213 208H214V206H212ZM210 208V209H209ZM223 208H225V207H223ZM230 208V207H229ZM226 209H228V208H226ZM212 210V209H211ZM224 210V209H223ZM16 211V210H15ZM198 211V210H197ZM231 211V214L232 215H234V214H238L240 211H241V209H240V207L238 208L237 206L236 207H232L231 208V210L229 209V212ZM252 211V214H254V215H258V214H260V212H257L255 209H252L251 210ZM220 212V211H219ZM225 212V211H224ZM216 214L218 215V216H221L222 215V221H223V223L224 222H227L228 221V218H226V217H228V216H225L226 214H224L223 213V211L222 212H220V213H218V210H216ZM201 215V214H200ZM203 215V214H202ZM202 215H201V217H202ZM192 216V215H191ZM196 216V215H195ZM199 216V215H198ZM193 217H194V215H193ZM205 218V217H204ZM210 219V218H209ZM214 219V218H213ZM190 220H192L191 218H190ZM193 222V221H192ZM203 226V225H202ZM202 226H200V225H195V227H194V230H196V236L198 237L199 235H201L202 233H203V227ZM262 228H264V227H262ZM244 228H241L240 229V231H238V232H240V233H242L244 230H243ZM253 228H251V227H249V229H247V230H252ZM206 231H207V229H206ZM232 231V230H231ZM220 232H222L221 233V235L220 236H222V235H225V234H230V235H235L234 233H231V232H229L228 230H227V228H223L222 229V231H220ZM255 232V231H254ZM253 232V233H254ZM246 233V232H245ZM212 234H213V232H212ZM215 234V233H214ZM252 235H255V234H252ZM216 236V235H215ZM211 240H212V238L213 237H209ZM215 238H217V237H215ZM196 238L194 237V240H195ZM213 241V240H212ZM83 242V241H82ZM86 242V241H85ZM85 242H83V243H85ZM241 243V242H240ZM206 247H204L202 250H200V251H198V252H196V253H194V254H190V256H189V258L190 259H194V257L196 256V254H202L203 255V257L205 256H208L209 255V253H211L213 250H212V248L210 249V247H212V245L211 244H209V243H207L206 245H205ZM212 250V251H211ZM1 251V250H0ZM197 257V256H196ZM188 258V259H189ZM198 258H199V255H198ZM196 259V258H195ZM193 261H195V260H193ZM197 261V260H196ZM191 263H193V262H191ZM188 264V263H187ZM199 264V263H198Z\"/></svg>","mask_w":264,"mask_h":264}]
</instances>
